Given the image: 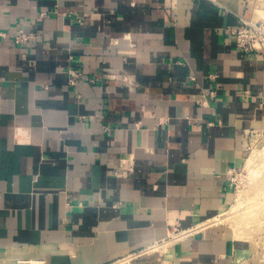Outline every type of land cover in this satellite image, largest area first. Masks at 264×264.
Here are the masks:
<instances>
[{
	"label": "crops",
	"instance_id": "obj_1",
	"mask_svg": "<svg viewBox=\"0 0 264 264\" xmlns=\"http://www.w3.org/2000/svg\"><path fill=\"white\" fill-rule=\"evenodd\" d=\"M239 18L264 0H0V264H264L216 223L264 139Z\"/></svg>",
	"mask_w": 264,
	"mask_h": 264
},
{
	"label": "rangeland",
	"instance_id": "obj_2",
	"mask_svg": "<svg viewBox=\"0 0 264 264\" xmlns=\"http://www.w3.org/2000/svg\"><path fill=\"white\" fill-rule=\"evenodd\" d=\"M262 148L264 139L251 148L250 155L254 151L261 152ZM247 160L232 173L234 202L216 222L225 224L240 238L264 235V155L257 157L250 168Z\"/></svg>",
	"mask_w": 264,
	"mask_h": 264
},
{
	"label": "built area",
	"instance_id": "obj_3",
	"mask_svg": "<svg viewBox=\"0 0 264 264\" xmlns=\"http://www.w3.org/2000/svg\"><path fill=\"white\" fill-rule=\"evenodd\" d=\"M41 17H46V13H42ZM234 45L245 54H254L264 51V19L245 20L239 18V24L230 30ZM0 37L5 38L6 34L0 32ZM36 35L26 33L24 30H18L12 38L15 45L24 44L36 39ZM111 77V76H109ZM83 78L82 74L77 70L70 68L68 71V84L74 87L79 80ZM185 236L184 232L174 229L170 235V240L178 241Z\"/></svg>",
	"mask_w": 264,
	"mask_h": 264
},
{
	"label": "bare ground",
	"instance_id": "obj_4",
	"mask_svg": "<svg viewBox=\"0 0 264 264\" xmlns=\"http://www.w3.org/2000/svg\"><path fill=\"white\" fill-rule=\"evenodd\" d=\"M262 155H264V148H262L261 152L260 151H254L250 155V157L248 158V160H247V166H248V168H250V166L254 164V162H255V160H256L257 157H260Z\"/></svg>",
	"mask_w": 264,
	"mask_h": 264
}]
</instances>
